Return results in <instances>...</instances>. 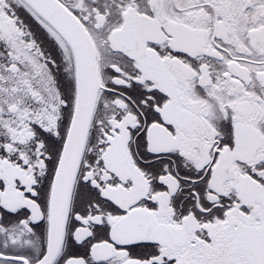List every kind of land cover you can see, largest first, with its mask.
Listing matches in <instances>:
<instances>
[{
	"label": "snow or ice",
	"instance_id": "obj_1",
	"mask_svg": "<svg viewBox=\"0 0 264 264\" xmlns=\"http://www.w3.org/2000/svg\"><path fill=\"white\" fill-rule=\"evenodd\" d=\"M0 264H264V0H0Z\"/></svg>",
	"mask_w": 264,
	"mask_h": 264
}]
</instances>
